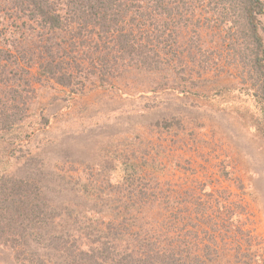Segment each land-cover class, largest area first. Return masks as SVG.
<instances>
[{"label":"rangeland","instance_id":"obj_1","mask_svg":"<svg viewBox=\"0 0 264 264\" xmlns=\"http://www.w3.org/2000/svg\"><path fill=\"white\" fill-rule=\"evenodd\" d=\"M204 1L207 5L201 7ZM15 3L0 0V22L6 17V24H0V59L2 49L11 54L29 51L21 35L10 36L9 29H17L14 23L29 36L30 45H40L37 39L31 40L32 31L21 26ZM214 4L202 0L196 8L200 18L186 17L185 22H178L179 36H183L178 38V47L201 44L209 70L195 67L194 62L188 64L186 53H177L171 72L132 69L119 74L109 86L92 74L75 88L53 81L35 84L40 101L30 102L28 119L22 124L30 128L31 137L21 139L18 146L12 136L0 134V209L12 204L10 194L17 187L13 184L23 178L38 188L44 186L40 202L48 201L45 208L50 211L55 205L58 211L56 220L46 219L41 229L32 221L29 228L21 229L20 218L12 219L3 211L0 264H75L77 257L53 243L54 238L66 240L71 234L77 246L91 245L82 235H89L93 223L99 226L103 217L114 218L124 212L133 218L141 215L140 210L124 211L142 204L136 190L130 192L132 180L114 174L125 161L135 166L132 173L140 172L133 187L142 181L152 195L149 199L158 198L152 209L143 207L149 218L144 222L157 219L158 201L168 205V200L181 202L184 195L199 198L211 207L209 214L225 210L219 209L218 199L231 201L228 206L238 208L235 225L239 219L249 221L245 229L249 233L239 231L240 241L236 242L239 264H256L257 256H264V114L251 96L253 82L241 59L230 49L242 42L240 34L227 30L230 22L222 26L217 19L226 12ZM260 19L264 39V17ZM13 43L16 46L10 48L8 44ZM227 52L232 54L226 59ZM41 115L48 118V125H38ZM35 157L44 168L41 177L34 172ZM191 203L182 217H190L195 207ZM161 212L165 210L161 208ZM43 214L48 215L45 209ZM141 227H146L143 221ZM237 233L233 231V235ZM209 242L213 248V240ZM230 258V254L225 258L226 264H234ZM210 260L213 264L212 257Z\"/></svg>","mask_w":264,"mask_h":264},{"label":"trees","instance_id":"obj_2","mask_svg":"<svg viewBox=\"0 0 264 264\" xmlns=\"http://www.w3.org/2000/svg\"><path fill=\"white\" fill-rule=\"evenodd\" d=\"M211 1L215 3L214 8L220 7L226 12L217 19L222 26L230 22L232 26L227 30H235L233 34H240L239 40L242 39V42L235 48L231 45L230 49L235 52V57L239 56L241 59L245 73L253 82L251 96L261 104L260 110L264 114V39L260 33L264 2ZM201 4L202 0H16L15 6L19 7L21 13L17 15L18 19H22L21 26L30 29L33 33L31 40L37 39L40 45H30L29 36L19 30L16 23L17 29L10 28L8 31L10 36L21 35L29 51L11 54L7 50H1L0 134L12 136L18 146L21 139L31 137L30 128L27 130L22 124L28 119L26 113L30 104L34 100L39 104V93L35 86L38 83L53 81L59 86L75 88V85L82 83L84 78H90L87 76L92 74L103 86H107L119 78V74L132 69L142 72L165 70L168 73L176 66L177 62H173L172 58L175 54L177 57V53H186L190 58L187 60L188 64L194 62L195 67L202 66L204 70H209V61L203 59L204 49L201 44L195 47H178V38L183 39V36H179L178 22H185L186 17L200 18L196 8H200ZM205 5L206 1L201 7ZM214 14L216 13H212L210 19H213ZM5 18L2 19L3 24H6ZM2 35L7 38L6 32H2ZM8 40L10 41L9 37ZM8 46L14 48L16 45L13 43ZM225 54L227 59L232 53ZM220 57H223L222 53ZM28 68L29 72L26 70ZM34 69L37 73L32 74ZM41 116V123L38 125H48V118ZM35 160L34 172L41 177L45 174L44 168L36 157ZM134 167L125 161L114 174L127 182L132 180L129 183V188H132L130 192L136 190L139 201L144 204L139 205L140 208L130 207L124 211L140 210L141 215L133 218L124 212L122 217L120 214L114 218L103 217L98 222L99 226L93 223L89 227V235H82L91 245L82 243L77 246V241H74L71 234L67 235L66 240L63 236L54 238L53 243L63 247L62 250L68 251L71 257H77V262L73 263L210 264L212 257L213 264H226L225 258L229 254L230 262L240 263V246L236 242L240 241L239 234L249 233L245 231L249 228V221L242 217L243 220L236 219L235 225L238 208L235 210L228 206L231 201L225 203L227 201L218 199L219 209L225 207V210L218 212L217 209L218 213L210 214L209 204L199 198L190 199L184 195L181 202L171 203L168 200V205L158 201L157 219L144 222L149 218L143 207L149 205L152 209L158 198L149 199L150 193L142 181L138 184L136 182L133 187L135 178L140 179L138 169L132 173L136 169ZM13 185L17 187L14 188L15 193L10 194L12 204L1 208L0 215L6 210L12 219L18 216L21 229L29 228L30 221L41 229L45 226L46 219L47 222L50 219L56 220L57 207L53 205L49 211L45 208L48 207V201L40 202V188L44 186L38 188L31 180L23 178ZM4 196L1 193V197ZM190 203L192 207L195 204L190 210V217H182V213L188 211L187 205ZM161 208L165 212H161ZM44 209L48 213L45 217ZM184 218L188 219L187 222ZM142 221L145 228H140ZM234 230L238 231L237 235H233ZM211 240L213 248L208 245ZM230 245L233 247H229ZM257 260L256 264H264L263 255H258Z\"/></svg>","mask_w":264,"mask_h":264}]
</instances>
